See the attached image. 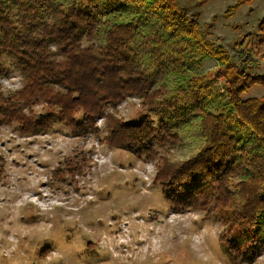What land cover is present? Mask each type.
I'll return each instance as SVG.
<instances>
[{"label": "trees", "instance_id": "16d2710c", "mask_svg": "<svg viewBox=\"0 0 264 264\" xmlns=\"http://www.w3.org/2000/svg\"><path fill=\"white\" fill-rule=\"evenodd\" d=\"M198 16L176 0H0V81L5 58L22 75L21 87L8 94L0 82V124L36 135L56 122L87 137L99 133L103 119L101 143L159 159L152 183L172 209L216 218L233 263H248L264 253V96H242L264 89V75L249 73V34L234 43L243 59L237 65L206 39ZM206 59L217 67L199 72ZM220 80L226 96L216 105ZM128 98L147 109L138 122L118 115ZM39 105L45 114L36 117ZM185 131L201 142L196 153L181 161L159 156L157 148L181 144ZM79 172L78 163L68 164L71 178Z\"/></svg>", "mask_w": 264, "mask_h": 264}, {"label": "rangeland", "instance_id": "374dc122", "mask_svg": "<svg viewBox=\"0 0 264 264\" xmlns=\"http://www.w3.org/2000/svg\"><path fill=\"white\" fill-rule=\"evenodd\" d=\"M236 1L176 3L189 17L198 12L206 39L222 45L237 65L243 59L234 43L249 34V73L264 75V0L244 1L225 17ZM4 65L8 73L0 82L8 94L21 87L22 75L13 58ZM216 67L206 59L199 72ZM215 84L216 105H223L227 82ZM262 96L264 89L255 86L242 98ZM146 111L136 98L118 107L130 123ZM34 113L40 117L45 110L39 105ZM98 126L97 135L74 137L56 122L36 135L0 124V264H235L221 245L224 227L216 218L174 211L161 187L153 185L159 159L106 146L100 142L106 135L103 119ZM181 138L179 145L157 148L159 156L181 161L202 145L191 131ZM69 163L80 166L74 178L66 173ZM258 229L264 235V221ZM241 264H264V253Z\"/></svg>", "mask_w": 264, "mask_h": 264}]
</instances>
